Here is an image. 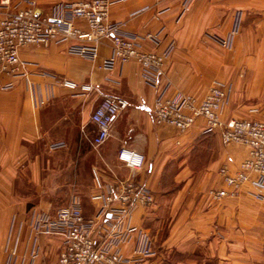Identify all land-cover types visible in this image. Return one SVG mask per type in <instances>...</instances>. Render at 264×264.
<instances>
[{"label": "crops", "instance_id": "0c3cea01", "mask_svg": "<svg viewBox=\"0 0 264 264\" xmlns=\"http://www.w3.org/2000/svg\"><path fill=\"white\" fill-rule=\"evenodd\" d=\"M20 1L10 0V8ZM34 1L48 13L55 4L81 0ZM111 1L109 18L125 22L126 33H161L160 46L142 42L145 49L173 46L164 77L154 88L136 62L104 69L113 52L109 39L96 61L70 53L72 43L31 44L19 50L25 76L0 69V264H56L64 239L33 233L32 211L54 214L78 198L85 217L93 218L101 208L96 197L132 176L156 199L130 220L151 237V264H264V190L248 184L237 198L209 195L224 187L220 169H237L247 149L224 145L217 131L206 134L204 119L184 134L154 119L162 94L202 99L222 81L232 87L223 121L264 120V0H194L187 9L186 0ZM225 39L230 46L222 45ZM64 80L93 90L64 87ZM106 95L129 107L95 149L90 118ZM56 143L65 146L52 150ZM122 148L143 153V169L133 174L119 159ZM105 227L99 225L97 240ZM134 245L121 249L129 254Z\"/></svg>", "mask_w": 264, "mask_h": 264}, {"label": "built area", "instance_id": "2783aa9c", "mask_svg": "<svg viewBox=\"0 0 264 264\" xmlns=\"http://www.w3.org/2000/svg\"><path fill=\"white\" fill-rule=\"evenodd\" d=\"M192 1L186 0V9ZM10 4V0H3L0 5V69L3 72L14 76L26 75L21 70L25 63L19 58V50L27 45L48 47L57 42L72 43L70 53L96 61L102 41L109 39L113 43V52L102 61L104 69L110 71L118 64L136 62L142 68L144 81L154 88L164 77L173 46L164 51L145 49L142 42L160 46L161 33L144 36L126 33L125 22H112L109 18L111 0L58 3L48 13L34 0H21L15 9L10 8ZM23 4L25 6L21 7ZM80 23H85L87 30ZM237 33L236 28L231 37ZM221 43L225 47L230 46L229 39ZM62 84L70 89H81L83 93L93 90L91 85H79L70 80H64ZM231 92L230 84L215 81L202 99L182 92L172 96L162 94L154 107L158 126H170L184 134L199 119H204L206 134L217 131L224 145H241L247 149V156L237 169L232 170L226 165L220 169L224 187L209 191L215 201L237 198L248 184L264 190V120L242 118L223 121L221 113L230 100ZM128 107L124 99L111 95L103 97L90 118L96 128L92 139L95 149L112 137L116 119ZM64 146V143H56L51 145V149ZM123 154L129 155L127 161L122 159ZM136 156L142 157L138 165L131 162ZM119 159L133 174L143 169L146 161L143 153L131 148H122ZM256 197L262 198L263 195L259 192ZM96 198L101 201V208L93 218L85 217L78 198L54 214L32 211L30 227L33 233L37 236L57 235L64 239V250L56 264H151L155 256L151 237L144 230L133 227L130 220L137 208L155 204L154 193L132 176L117 182L109 193ZM102 223L106 225V232L102 240H97L95 234ZM133 240L135 245L131 252L124 253L122 245Z\"/></svg>", "mask_w": 264, "mask_h": 264}, {"label": "clouds", "instance_id": "9594fccd", "mask_svg": "<svg viewBox=\"0 0 264 264\" xmlns=\"http://www.w3.org/2000/svg\"><path fill=\"white\" fill-rule=\"evenodd\" d=\"M122 159L127 161L129 159V155L128 154H123ZM141 161H142V157L136 156L131 162H132V164L138 165V164L141 163Z\"/></svg>", "mask_w": 264, "mask_h": 264}, {"label": "trees", "instance_id": "16d2710c", "mask_svg": "<svg viewBox=\"0 0 264 264\" xmlns=\"http://www.w3.org/2000/svg\"><path fill=\"white\" fill-rule=\"evenodd\" d=\"M207 134H209V133H207Z\"/></svg>", "mask_w": 264, "mask_h": 264}, {"label": "rangeland", "instance_id": "374dc122", "mask_svg": "<svg viewBox=\"0 0 264 264\" xmlns=\"http://www.w3.org/2000/svg\"><path fill=\"white\" fill-rule=\"evenodd\" d=\"M155 249V248H154Z\"/></svg>", "mask_w": 264, "mask_h": 264}]
</instances>
